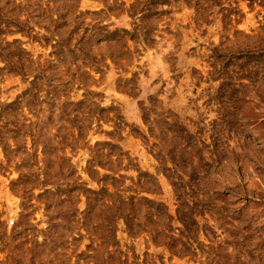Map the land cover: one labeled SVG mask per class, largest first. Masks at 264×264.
I'll list each match as a JSON object with an SVG mask.
<instances>
[{
	"label": "rangeland",
	"instance_id": "rangeland-1",
	"mask_svg": "<svg viewBox=\"0 0 264 264\" xmlns=\"http://www.w3.org/2000/svg\"><path fill=\"white\" fill-rule=\"evenodd\" d=\"M130 3L15 0L14 5L0 0V51L13 55L14 64L29 55L53 59L49 41L20 33L10 22L20 14L21 20H29L26 31L32 28V33L57 39L43 29L50 28L65 36L67 28L56 32L43 21L42 10L48 4L57 6L58 14L66 12L65 4L71 6L66 18L73 17L75 22L105 24L110 30L133 31V22L147 27L146 45L128 41L131 53L125 55L123 67L112 62L118 47L109 49L92 38L87 45L91 55L109 68L101 66L104 73L94 75L98 82L86 88L97 94L95 100L101 106H113L123 115L126 125L112 141L129 152L142 171L156 176L160 189L150 196L164 202L173 215L181 203L193 207L198 227L183 234L175 228L172 234H182L183 244L170 248L155 244L146 234L131 237L119 223L116 234L128 253L126 264H264V0H166L156 3L142 22L127 12ZM100 10L104 12L93 13ZM72 59L65 54L55 64ZM27 86L0 58V101L14 100ZM84 93V87L73 85L66 96L79 100ZM153 105L166 111L172 126L179 123L187 128L190 134L185 141L171 140L176 129L169 127L161 147L153 145L159 141L155 136L167 132L161 122L154 124L155 135L149 133L142 106ZM48 115L44 105L38 117L46 120ZM156 118L152 113L150 122ZM101 130H112L111 123L102 124ZM101 130L89 135L90 144L110 139ZM66 154L81 181L96 188L84 172L88 149L67 148ZM161 162L182 166L178 172L184 181L182 195L161 173ZM127 173L137 175L133 170ZM17 177L13 166L5 168L0 146V264H75L91 235L85 229L46 225L43 209L33 216L21 215V198L11 190V181ZM79 207L84 208L83 197ZM173 226L182 227L176 220ZM79 234L84 237L77 241ZM34 238L40 251L36 261L29 251Z\"/></svg>",
	"mask_w": 264,
	"mask_h": 264
},
{
	"label": "trees",
	"instance_id": "trees-1",
	"mask_svg": "<svg viewBox=\"0 0 264 264\" xmlns=\"http://www.w3.org/2000/svg\"><path fill=\"white\" fill-rule=\"evenodd\" d=\"M164 1L166 0H131L127 12L135 21L142 22L151 16L156 3ZM7 2L15 5V0ZM20 6L21 4L16 7L21 8ZM57 8L48 4L42 10L43 21L54 26L56 32L67 28L65 36L55 34L50 28H43L47 33L58 36L55 40L48 35L32 33V28L24 30L25 23L29 20H21L20 14L10 21L18 32L28 33L26 35H31L35 40L49 41L47 43L51 45L53 59L41 55L32 58L20 47L30 57L23 60L20 58L14 64L11 61L13 55L6 56L0 51V58L28 84L14 100L0 101V146L5 168L13 166L18 174L11 181V190L21 198V215L33 216L37 210L43 209L48 226L64 225L88 231L91 242L86 246V251L77 254L75 264H126L128 253L121 248L116 234L119 223L123 224L124 231L131 237L146 234L155 244L170 248L176 243L183 244V232L197 231L198 212L188 204L181 203L175 210L176 215H173L164 202L150 196L160 189L156 176L142 171L135 158L119 143L112 141L113 137L120 136L126 125L123 115L113 106H101L95 100L97 94L86 88L89 84L98 82L94 75L104 73L101 66L109 68L103 60L93 58L91 49L87 47L89 41L96 38L109 49L118 47V54L111 58L113 64L123 67L127 61L125 55L131 53L128 41L146 45L149 37L147 27L133 22V31L126 28L110 30L105 24L75 22L73 17L68 20L66 14L71 13V6L68 4H65L66 12L63 14H58ZM103 12L100 10L93 13ZM75 33L79 38L74 36ZM65 54L71 55L72 61L55 64L56 58L61 59ZM73 85L85 88L82 99L73 100L66 96ZM44 105L49 115L46 120H40L38 115ZM152 113L159 118L150 122ZM165 114L163 108L142 106V119L148 123L151 135H155L154 124L163 122L166 125L163 129L167 132L155 136L159 141L153 145L161 147L168 138L169 127L176 129L171 140L181 144L190 133L179 123L172 126ZM104 123H111L112 130L102 131ZM98 130L110 139L90 144L89 135L99 132ZM142 136L146 139L145 135ZM67 148L72 151L78 148L88 149L89 158L84 172L97 184L96 188H90L86 182L81 181L71 156L66 154ZM184 151L185 148L182 149L183 153ZM161 163V173L175 192L182 195L184 181L178 175L182 166L174 162L172 166ZM130 170L136 171L137 175L128 174ZM82 197L83 209L79 207ZM59 219L62 222H55ZM174 220L181 223L182 227L173 226ZM175 228L182 233L179 237L172 234ZM83 237L79 234L74 239L79 241ZM32 241L33 246L29 251L36 261L40 252L36 248L39 242L36 238Z\"/></svg>",
	"mask_w": 264,
	"mask_h": 264
}]
</instances>
